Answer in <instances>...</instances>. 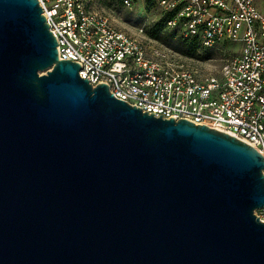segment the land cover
<instances>
[{"label": "water", "instance_id": "95a60500", "mask_svg": "<svg viewBox=\"0 0 264 264\" xmlns=\"http://www.w3.org/2000/svg\"><path fill=\"white\" fill-rule=\"evenodd\" d=\"M48 24L0 0V264H264V155L93 87Z\"/></svg>", "mask_w": 264, "mask_h": 264}, {"label": "built area", "instance_id": "2783aa9c", "mask_svg": "<svg viewBox=\"0 0 264 264\" xmlns=\"http://www.w3.org/2000/svg\"><path fill=\"white\" fill-rule=\"evenodd\" d=\"M38 1L59 58L79 63L93 87L105 84L157 119L206 125L264 155V0H122L170 14L167 26L204 51L220 47L219 70L160 46L144 30L119 29L95 0ZM256 215L264 223V208Z\"/></svg>", "mask_w": 264, "mask_h": 264}, {"label": "rangeland", "instance_id": "374dc122", "mask_svg": "<svg viewBox=\"0 0 264 264\" xmlns=\"http://www.w3.org/2000/svg\"><path fill=\"white\" fill-rule=\"evenodd\" d=\"M95 5L109 16L119 29L132 34L144 30L145 34L160 46L185 55L186 49L182 43L185 38L184 35L180 30L166 26L163 14L158 7L147 3H138L132 8H126L120 0H95ZM156 32L158 36L154 38L153 35ZM218 48L211 52H206L200 48L195 57L185 56L195 61L204 62L206 63L205 66L210 65L207 67L219 70L225 59V53L220 47ZM234 48L230 46L229 53ZM207 56L209 58L206 60Z\"/></svg>", "mask_w": 264, "mask_h": 264}, {"label": "trees", "instance_id": "16d2710c", "mask_svg": "<svg viewBox=\"0 0 264 264\" xmlns=\"http://www.w3.org/2000/svg\"><path fill=\"white\" fill-rule=\"evenodd\" d=\"M121 3H122V0H120ZM147 4H150V3H147ZM123 5V4H122ZM163 17H164V22L167 26V21L169 18H171V15L170 14H163ZM158 36V33L156 32L153 37L156 38ZM182 43L186 49V51L184 52L185 55L187 56H190V57H195V55L197 54L198 50L201 48V44L198 42L197 39H187V38H184L182 40ZM206 52H211L210 50H207ZM209 57L207 56V58H205L206 60L208 59Z\"/></svg>", "mask_w": 264, "mask_h": 264}]
</instances>
